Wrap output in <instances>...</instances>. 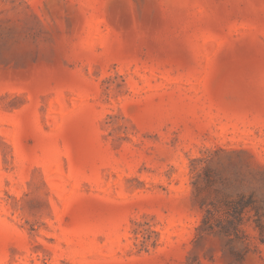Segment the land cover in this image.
Instances as JSON below:
<instances>
[{
    "label": "rangeland",
    "instance_id": "1",
    "mask_svg": "<svg viewBox=\"0 0 264 264\" xmlns=\"http://www.w3.org/2000/svg\"><path fill=\"white\" fill-rule=\"evenodd\" d=\"M0 264H264V0H0Z\"/></svg>",
    "mask_w": 264,
    "mask_h": 264
}]
</instances>
